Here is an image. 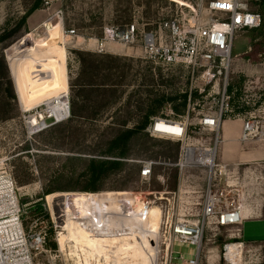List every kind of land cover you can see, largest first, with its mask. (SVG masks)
Returning a JSON list of instances; mask_svg holds the SVG:
<instances>
[{
    "label": "rangeland",
    "instance_id": "rangeland-1",
    "mask_svg": "<svg viewBox=\"0 0 264 264\" xmlns=\"http://www.w3.org/2000/svg\"><path fill=\"white\" fill-rule=\"evenodd\" d=\"M207 4L208 0H0V168L11 174L20 191L17 192L24 230H46L45 243L34 255L35 264H93L92 259L96 256L112 259V256L107 257L109 252L103 244L108 243L103 239H98L103 249L93 248L95 242L89 238L86 240L89 244L77 239L81 234L76 231V219L87 214L76 212L77 208L88 209L73 199L79 194L107 193L110 198L94 200V203L101 201L104 205L113 200L116 191L166 189L179 195L174 203L175 219H193L192 216L198 212L199 191L203 187L200 170L186 171L192 188L180 193L178 168L173 165L165 169L162 163L163 159L172 163L177 161L179 144L174 141L153 138L145 128L131 138L129 157L156 161L148 184L139 181L131 163L106 175H94L91 163L115 158L116 152H108L107 149L110 140L125 128L121 126L123 121H143L150 110L153 114L148 121L159 115L173 117L172 106L179 107L182 95L186 92L188 95L189 90L194 102L190 114L194 120L189 126V136L192 140L213 142L214 134L199 130L195 123L200 114L217 109L219 95L214 93L213 80L207 82L199 72L192 74L181 64L148 59L139 44L124 46L111 42L106 47L99 45L104 42L108 27L131 21L137 22L139 30L149 31L171 18L188 29L198 24L200 15L210 16ZM35 5L37 8L31 11ZM250 8L261 14V24L258 28L238 31L234 35L231 60L223 76L227 80L226 89L231 95L229 103L233 112L222 114L220 129L224 124L232 135L230 138L237 137L236 149L232 153L237 148L240 151L252 148L240 140L242 120L236 114L244 103L239 96L244 101L255 100L256 105L251 111L259 126H264V0H252ZM69 30L74 32L69 34ZM22 41H29L26 48L35 50L41 66L54 59H62L68 83L69 116L57 122L46 118L47 127L34 134L28 129L27 121L34 117L36 111L46 116L45 106L22 107L8 57L9 51L19 50L16 48ZM2 63L6 66L4 70ZM36 82L39 81L33 80L34 84ZM88 83L97 88H93L95 91L86 89L90 100L78 97L77 107L86 106L80 112L84 117L70 116L76 91L80 85ZM93 109L97 114L92 115ZM28 115L32 116L27 118ZM226 141L220 130L218 148ZM253 141L264 140L258 136ZM225 153L231 152L227 148ZM250 166L238 167V184L244 196L248 195V186L255 185V173L262 179L258 172L261 169L252 168L255 172L249 173L247 167ZM158 173L165 174L164 185L156 180ZM249 196L254 197L253 194ZM91 207L95 209L98 206L93 204ZM59 209L63 211L61 219L56 218ZM211 228L210 225L204 233L202 264H264V241L230 239V235L235 233L232 228L216 230V235L207 241ZM63 232L69 234V238L61 249L58 237ZM238 241H242L241 247L230 245L232 262L225 260L223 245ZM114 248L118 249L117 244ZM174 250L185 256L195 254L194 247L183 243H174Z\"/></svg>",
    "mask_w": 264,
    "mask_h": 264
},
{
    "label": "built area",
    "instance_id": "built-area-1",
    "mask_svg": "<svg viewBox=\"0 0 264 264\" xmlns=\"http://www.w3.org/2000/svg\"><path fill=\"white\" fill-rule=\"evenodd\" d=\"M252 0H208L207 11L210 16L200 15L198 24L184 28L177 19H166L153 30H139L136 21L111 25L105 30L104 42L99 45L106 47L107 43L119 42L124 46L139 44L146 58L165 64H181L189 68L191 73H198L207 82L214 81L215 95H219L217 109L214 112L202 113L195 119L199 130L214 134L213 142L191 139L189 126L194 120L191 117L194 102L190 90L186 99V108L182 114L173 117H151L145 127L149 136L157 139L174 141L179 144L177 161L162 160L164 168L176 166L179 171V192L190 185L189 174L186 171L200 170L203 187L199 191L200 207L193 219H175L174 203L178 196L176 192L166 189L159 191H116L114 198L126 201V206L120 209H107L98 212L88 207V222H83L90 237L93 238H128L136 239L140 248L151 251V264H202L203 239L206 229L211 225L210 241L214 232L220 228H232L235 233L230 239H240L236 228L243 220L242 210L245 204L244 194L239 187L237 162H225L217 156V146L220 138L221 116L232 113L227 92V80L223 77L231 60L234 35L238 31L258 28L261 24V14L250 8ZM201 14V12H199ZM69 30L67 33L72 34ZM225 80V81H224ZM187 93V92H186ZM244 97H247L245 95ZM243 101L238 114L241 116L242 129L240 140L247 142L256 137L264 140V126H259L253 112L256 103L251 99ZM257 102V101H256ZM38 112L33 113L36 117ZM32 115H28L29 118ZM69 113L67 114V117ZM239 116V117H240ZM43 116L37 126V133L47 127ZM161 159V158H160ZM137 167V177L140 182L148 184L153 177V159L128 157L122 159ZM164 173H158L156 180L164 185ZM189 182V183H188ZM184 188V189H181ZM103 192H95L97 199L104 196ZM128 199V200H126ZM139 206L138 211L135 207ZM153 207L158 213V224L155 228L143 229L142 224ZM57 219L63 217V211L58 210ZM131 222H135L136 226ZM46 230L25 231L22 226L19 193L15 182L6 170L0 168V264H35L34 255L43 247L46 240ZM229 242L223 245V257L232 262L230 245L242 241ZM174 243L188 244L195 248V254L185 256L174 250ZM148 246V247H147ZM110 253L113 245L103 244ZM113 259L93 257V264L113 263Z\"/></svg>",
    "mask_w": 264,
    "mask_h": 264
},
{
    "label": "bare ground",
    "instance_id": "bare-ground-1",
    "mask_svg": "<svg viewBox=\"0 0 264 264\" xmlns=\"http://www.w3.org/2000/svg\"><path fill=\"white\" fill-rule=\"evenodd\" d=\"M29 41L20 42L18 48H16L19 50L15 52L9 51L8 55L9 62L11 64V72L13 75V80L16 86L15 88L20 100V104L23 105L22 107L26 108H31L37 104H44V111L47 113V116H53L54 118H56V120L62 121L67 117V114L69 113L68 100L66 96L68 92V83L64 73L63 60L54 59L41 66L38 63L37 58L35 57V50L32 48H26ZM33 80H38L39 82H36V84H34ZM65 96L66 98H64ZM37 114L39 115L30 118L34 120L30 121L29 119V122L27 121V124L29 126L28 129L32 131L31 134H33V132L37 128L35 126V121L37 126L42 123L39 120L43 118V114L41 112H38ZM16 189L18 192H20L17 185ZM73 199L79 200L80 205H84L83 199L81 197L74 196ZM97 202L94 203L95 206H98L95 209L101 213L106 212L107 209H120L121 207H125L127 205L126 201H122L117 198H113V200L105 202V206L103 205V202ZM139 209V206L135 207L136 211H138ZM76 212H82V214L84 215L88 212V209L80 206L79 208H77ZM76 212L74 211V213ZM158 213V209L156 207H153L149 215L146 217L144 221L145 223L142 224L143 229L155 228L157 226ZM88 219L89 217L86 216L77 217L76 222L78 228H76V231L81 234L77 236V239L88 244L91 240L92 242H95L93 244V248L98 249L101 247V245H99L101 243L98 240L99 238L90 237L88 231L85 228V224H82V221L85 223L88 222ZM132 224L136 226L135 222H131V225ZM67 238H69V234L65 232L59 234L58 243L61 249L64 248ZM88 238L89 241H86ZM102 239L110 245L114 246L115 244H117L118 249H115L114 251L112 250L110 253H107V257L112 256V259L114 257L113 264H134L135 261L137 262V264H151V251L146 247L140 248L137 244L139 242L136 239L123 238V240H120V238L117 237ZM104 241H102V243ZM100 250H98L99 253L101 252Z\"/></svg>",
    "mask_w": 264,
    "mask_h": 264
},
{
    "label": "crops",
    "instance_id": "crops-1",
    "mask_svg": "<svg viewBox=\"0 0 264 264\" xmlns=\"http://www.w3.org/2000/svg\"><path fill=\"white\" fill-rule=\"evenodd\" d=\"M44 23V22H43ZM108 45V44H106ZM222 132L227 139L224 144H221L219 149V154L217 151L218 158L225 162H237L241 166L245 164H251L250 167H247L249 173L260 168L258 171L260 175H254L255 185L248 186V195L244 196V207L242 210L243 220L241 224L236 228L237 235L244 242H258L264 241V141H247L244 142L245 145L252 146L251 149L246 151H240L237 148V151L233 152L236 149L234 143H236V138L231 139V133L225 128L224 124L222 126ZM228 150L232 153H225V150ZM234 153H236L234 155ZM231 154V155H230ZM255 171H253L254 173ZM257 172V173H258ZM240 175V169H238ZM251 177V176H250ZM253 194L254 197L249 196Z\"/></svg>",
    "mask_w": 264,
    "mask_h": 264
},
{
    "label": "trees",
    "instance_id": "trees-1",
    "mask_svg": "<svg viewBox=\"0 0 264 264\" xmlns=\"http://www.w3.org/2000/svg\"><path fill=\"white\" fill-rule=\"evenodd\" d=\"M37 6L35 5L31 11H33L34 9H36ZM0 39H2V37H0ZM2 67L3 70L6 68L5 63H2ZM93 88H97V86H95L92 83H88L86 85H80L79 90L76 91L75 93V98L72 99L71 102V106H70V116L72 117H84V115H82L80 112L84 111V106L83 108L81 107H77V101L78 97L82 100H90V93L89 91H95L93 90ZM86 89H90L88 92L86 91ZM9 95L14 98V96L11 94V92H9ZM186 99H187V93H184L182 95V99L180 101L179 107L178 105H173L172 106V110L174 111L175 114H182L185 111L186 108ZM170 100H175V99H170ZM92 115L97 114V110L93 109L92 110ZM153 114V110L148 111L147 116H145V120L143 121H132L133 119H131V122H127V121H123L121 123V126L125 127L122 128L123 130L118 131L119 134L116 135L115 137H113L110 142H109V147L107 149L108 152H116V156L113 159H107V160H103L100 161L98 164L95 163H91V170L93 172L94 175H106L108 173H111V170H117L119 169L122 165L124 164H129L127 162H125L124 158H128L129 156L127 155V152L129 150V142L131 140V138H133L137 133H139L140 131H142L147 123L149 122V116ZM177 145V144H176ZM135 168V171L137 173V167L133 164H130ZM104 194V196H102V198L106 199V198H110L109 195H107V193H101ZM76 196H80L83 199L84 204L87 207H91L94 204V200L97 199V195L95 194H79ZM86 217H89V214L87 212V214L85 215Z\"/></svg>",
    "mask_w": 264,
    "mask_h": 264
}]
</instances>
